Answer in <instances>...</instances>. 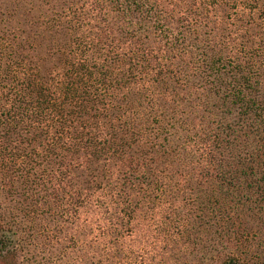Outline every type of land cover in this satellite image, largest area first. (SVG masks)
I'll return each instance as SVG.
<instances>
[{"label":"trees","instance_id":"obj_1","mask_svg":"<svg viewBox=\"0 0 264 264\" xmlns=\"http://www.w3.org/2000/svg\"><path fill=\"white\" fill-rule=\"evenodd\" d=\"M0 264H264V0H0Z\"/></svg>","mask_w":264,"mask_h":264}]
</instances>
